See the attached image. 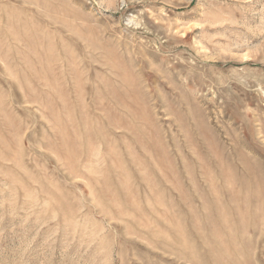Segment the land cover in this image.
<instances>
[{
	"label": "rangeland",
	"instance_id": "1",
	"mask_svg": "<svg viewBox=\"0 0 264 264\" xmlns=\"http://www.w3.org/2000/svg\"><path fill=\"white\" fill-rule=\"evenodd\" d=\"M0 264H264V0H0Z\"/></svg>",
	"mask_w": 264,
	"mask_h": 264
},
{
	"label": "bare ground",
	"instance_id": "2",
	"mask_svg": "<svg viewBox=\"0 0 264 264\" xmlns=\"http://www.w3.org/2000/svg\"><path fill=\"white\" fill-rule=\"evenodd\" d=\"M178 238H180V237H178ZM184 243V242H183Z\"/></svg>",
	"mask_w": 264,
	"mask_h": 264
}]
</instances>
